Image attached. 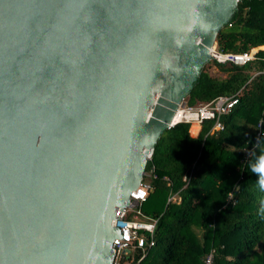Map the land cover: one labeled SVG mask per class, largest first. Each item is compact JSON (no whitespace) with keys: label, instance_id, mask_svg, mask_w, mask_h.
Returning <instances> with one entry per match:
<instances>
[{"label":"water","instance_id":"water-1","mask_svg":"<svg viewBox=\"0 0 264 264\" xmlns=\"http://www.w3.org/2000/svg\"><path fill=\"white\" fill-rule=\"evenodd\" d=\"M64 2L0 0V264H112L115 211L238 0Z\"/></svg>","mask_w":264,"mask_h":264},{"label":"trees","instance_id":"trees-1","mask_svg":"<svg viewBox=\"0 0 264 264\" xmlns=\"http://www.w3.org/2000/svg\"><path fill=\"white\" fill-rule=\"evenodd\" d=\"M215 46L257 52L241 65L213 59L225 76L202 66L186 96L194 105L236 93L222 129L210 131L206 119L193 136L189 123L178 122L154 144L145 166L152 189L141 209L158 217L155 245L137 264H203L211 250L210 264H264V191L250 171L264 151V0H238Z\"/></svg>","mask_w":264,"mask_h":264},{"label":"built area","instance_id":"built-area-1","mask_svg":"<svg viewBox=\"0 0 264 264\" xmlns=\"http://www.w3.org/2000/svg\"><path fill=\"white\" fill-rule=\"evenodd\" d=\"M256 52V48H250L244 52H220L215 45L211 49L212 59L239 65L253 60ZM237 101L238 97L235 93L219 95L208 102H197L194 105L181 102L175 110L178 120L174 121L171 126L178 122H187L189 123V133L196 136L201 129L202 122L210 119L213 120L210 131L220 130L223 128L220 120L221 115L230 111ZM193 124L198 125V130L194 133L191 132ZM151 155L152 152L148 155L147 161L151 160ZM150 176L151 171H144L140 183L129 194L128 204L115 211L112 224L119 229V235L112 240L114 249L112 264H137L155 245L158 217L148 215L141 209L142 202L152 189L148 179ZM169 199H174V195L169 196ZM212 252L213 250L203 258V264L211 263Z\"/></svg>","mask_w":264,"mask_h":264},{"label":"clouds","instance_id":"clouds-1","mask_svg":"<svg viewBox=\"0 0 264 264\" xmlns=\"http://www.w3.org/2000/svg\"><path fill=\"white\" fill-rule=\"evenodd\" d=\"M86 0H65L61 9L58 11V15L61 20H67L77 14L85 4ZM18 5H3V11L9 12L13 8L19 10ZM59 26V25H57ZM71 63L75 64L76 60L73 59ZM250 171L257 174V183L261 191H264V151L257 158V162L250 165Z\"/></svg>","mask_w":264,"mask_h":264},{"label":"rangeland","instance_id":"rangeland-1","mask_svg":"<svg viewBox=\"0 0 264 264\" xmlns=\"http://www.w3.org/2000/svg\"><path fill=\"white\" fill-rule=\"evenodd\" d=\"M215 45V44H214ZM212 58L209 59L203 66L204 69L212 76H216V77H224L225 73L222 71H219L217 69V67L214 65V63L212 62ZM186 97L184 98L183 102H186Z\"/></svg>","mask_w":264,"mask_h":264},{"label":"bare ground","instance_id":"bare-ground-1","mask_svg":"<svg viewBox=\"0 0 264 264\" xmlns=\"http://www.w3.org/2000/svg\"><path fill=\"white\" fill-rule=\"evenodd\" d=\"M177 120H178V115L175 114V115H174V118H173V121H177Z\"/></svg>","mask_w":264,"mask_h":264},{"label":"crops","instance_id":"crops-1","mask_svg":"<svg viewBox=\"0 0 264 264\" xmlns=\"http://www.w3.org/2000/svg\"><path fill=\"white\" fill-rule=\"evenodd\" d=\"M174 198H175V196H174Z\"/></svg>","mask_w":264,"mask_h":264}]
</instances>
